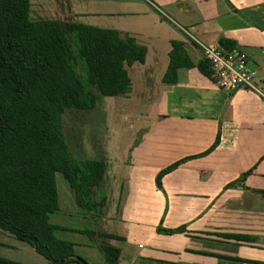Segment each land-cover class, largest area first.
Wrapping results in <instances>:
<instances>
[{
	"label": "crops",
	"instance_id": "1",
	"mask_svg": "<svg viewBox=\"0 0 264 264\" xmlns=\"http://www.w3.org/2000/svg\"><path fill=\"white\" fill-rule=\"evenodd\" d=\"M31 16L114 29L146 47L143 62L125 63L129 92L94 108L104 117L94 197L106 199L103 231L120 237L96 238L120 248L116 264H263L264 97L220 88L200 43L245 52L264 92V0H31ZM56 181L57 213L81 217L68 179ZM85 246L99 250L90 238ZM0 257L54 264L5 230Z\"/></svg>",
	"mask_w": 264,
	"mask_h": 264
},
{
	"label": "trees",
	"instance_id": "2",
	"mask_svg": "<svg viewBox=\"0 0 264 264\" xmlns=\"http://www.w3.org/2000/svg\"><path fill=\"white\" fill-rule=\"evenodd\" d=\"M145 56L144 45L129 35L121 37L117 30L33 19L31 0H0V230L30 244L54 264L79 262L75 243L56 234L61 230L86 234L103 255L101 264L117 262L120 248L96 238H120L96 231L106 199L96 201L94 187L104 175V162L99 155L85 161L73 157L64 114L69 108L93 110L94 86L103 96L127 94L131 80L125 63L143 62ZM205 62L200 61L199 68L208 74ZM219 140L218 134L205 154ZM183 161L158 174V187L162 176ZM57 172L68 179L90 227L74 229L50 221V215L60 211ZM183 229L158 227L165 233Z\"/></svg>",
	"mask_w": 264,
	"mask_h": 264
},
{
	"label": "rangeland",
	"instance_id": "3",
	"mask_svg": "<svg viewBox=\"0 0 264 264\" xmlns=\"http://www.w3.org/2000/svg\"><path fill=\"white\" fill-rule=\"evenodd\" d=\"M93 92L97 95L96 103H105L106 100H104L105 98L101 95L97 86H94ZM95 109L84 111L69 108L64 114V129L72 150L71 152L73 157L80 161L89 160L100 154L104 117H101L103 116L102 111ZM50 216L51 222L60 220L63 224L75 227H90L89 221L79 215L53 213ZM56 234L60 238L75 242V251L87 258L91 263L97 264L104 261L101 251L97 248L90 249L85 246L87 241H89V237L86 234L77 231H58Z\"/></svg>",
	"mask_w": 264,
	"mask_h": 264
},
{
	"label": "built area",
	"instance_id": "4",
	"mask_svg": "<svg viewBox=\"0 0 264 264\" xmlns=\"http://www.w3.org/2000/svg\"><path fill=\"white\" fill-rule=\"evenodd\" d=\"M200 46L220 88L228 91L249 88L264 97V92L255 85L257 71L249 67L245 52L226 51L218 45L200 43Z\"/></svg>",
	"mask_w": 264,
	"mask_h": 264
},
{
	"label": "flooded vegetation",
	"instance_id": "5",
	"mask_svg": "<svg viewBox=\"0 0 264 264\" xmlns=\"http://www.w3.org/2000/svg\"><path fill=\"white\" fill-rule=\"evenodd\" d=\"M105 204H106V203H105ZM83 217H84V216H83ZM102 225H103V224H102ZM83 228H85V227H83ZM102 228H103V227L101 226V217H100L99 222H98L97 227H96V231L100 229V230H102V231H99V232H104V231H103L104 229H102ZM108 238H109V237H108ZM77 256H79V255H77ZM77 256H76V257H77ZM80 257H81V256H80ZM82 258H83V257H82ZM80 264H81V263H80Z\"/></svg>",
	"mask_w": 264,
	"mask_h": 264
},
{
	"label": "water",
	"instance_id": "6",
	"mask_svg": "<svg viewBox=\"0 0 264 264\" xmlns=\"http://www.w3.org/2000/svg\"><path fill=\"white\" fill-rule=\"evenodd\" d=\"M76 259L81 263V264H90L87 260L84 258L77 256Z\"/></svg>",
	"mask_w": 264,
	"mask_h": 264
}]
</instances>
